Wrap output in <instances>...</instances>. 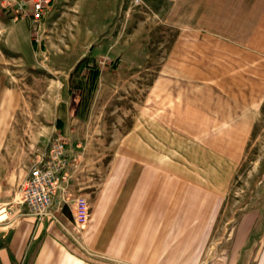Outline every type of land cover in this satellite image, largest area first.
<instances>
[{
	"label": "crops",
	"instance_id": "0c3cea01",
	"mask_svg": "<svg viewBox=\"0 0 264 264\" xmlns=\"http://www.w3.org/2000/svg\"><path fill=\"white\" fill-rule=\"evenodd\" d=\"M191 4L185 18L199 40L179 46L157 66L149 99L136 103L143 120L118 138L122 149L111 160H104L107 148L91 124L96 100L84 107L70 78L74 70L61 77L51 131L67 136L72 160L55 192L53 215L38 219L18 202L30 167L46 154L34 160L0 156V264L203 263L240 164L241 135L252 130L239 119L231 127V120L250 116L245 106L256 101L241 92L249 82L239 70L250 60L239 52L264 58V0ZM6 18L0 12V64L20 58L33 65L37 46L29 22ZM11 80L0 76V155L22 97ZM79 195L90 205L82 226L74 219ZM226 239L221 264H264V207L242 211Z\"/></svg>",
	"mask_w": 264,
	"mask_h": 264
},
{
	"label": "rangeland",
	"instance_id": "374dc122",
	"mask_svg": "<svg viewBox=\"0 0 264 264\" xmlns=\"http://www.w3.org/2000/svg\"><path fill=\"white\" fill-rule=\"evenodd\" d=\"M190 3L191 0H58L38 35L42 42L31 59L33 65L20 58L0 64V76L9 80L17 77L18 81L14 78L10 86L22 95L9 118L13 132L1 147V160H34L38 154L50 151L56 136L67 140L65 134L51 131L56 100L63 87L61 77H69L89 52L95 57L100 76L90 103L84 107L89 108L96 100L91 124L107 148L104 160H111L122 149L118 138L136 129L143 120L136 117V103L149 99L157 66H165L179 46L199 40L195 33L190 34L185 18L190 14ZM239 53L250 60H243L239 70L249 82L241 86V92H247L250 98L255 96L256 101L250 100L245 106L244 113L250 116L233 118L231 127L239 119L252 130L240 134L244 140L240 164L225 191L224 209L202 264H221L226 238L238 216L249 208L264 207V58ZM232 62L225 61L228 65ZM253 62L260 72L255 71ZM86 71L75 74L73 84ZM228 136L235 138L237 134Z\"/></svg>",
	"mask_w": 264,
	"mask_h": 264
},
{
	"label": "built area",
	"instance_id": "2783aa9c",
	"mask_svg": "<svg viewBox=\"0 0 264 264\" xmlns=\"http://www.w3.org/2000/svg\"><path fill=\"white\" fill-rule=\"evenodd\" d=\"M58 0H0V12L7 14L10 20H27L37 47L42 40L38 35L43 31L47 16L55 8ZM38 43V44H37ZM67 141L62 135L52 140L50 151L39 163L30 167L28 175L18 193V202L28 212L43 219L53 215L55 194L60 186L62 174L71 164ZM56 192V193H55ZM74 219L79 226L88 221L90 205L87 197L79 195L74 200Z\"/></svg>",
	"mask_w": 264,
	"mask_h": 264
},
{
	"label": "trees",
	"instance_id": "16d2710c",
	"mask_svg": "<svg viewBox=\"0 0 264 264\" xmlns=\"http://www.w3.org/2000/svg\"><path fill=\"white\" fill-rule=\"evenodd\" d=\"M95 57L92 52H89L86 56H84L81 60L78 61L74 72L71 75V79L76 76L75 74L79 73L82 69H87L81 80L74 81V88L79 89L81 91V101L83 104L88 105L90 103V99H92L96 89L97 83L100 76V69L96 65V61H94ZM62 107V103L60 104V108ZM62 121L59 118L57 120V128H60Z\"/></svg>",
	"mask_w": 264,
	"mask_h": 264
}]
</instances>
